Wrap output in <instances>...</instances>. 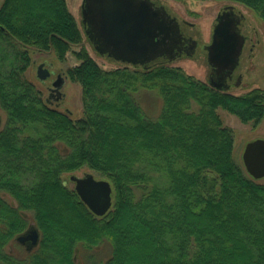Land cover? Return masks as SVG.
I'll use <instances>...</instances> for the list:
<instances>
[{
    "label": "trees",
    "instance_id": "1",
    "mask_svg": "<svg viewBox=\"0 0 264 264\" xmlns=\"http://www.w3.org/2000/svg\"><path fill=\"white\" fill-rule=\"evenodd\" d=\"M216 1L264 23V0ZM83 42L67 0L0 8V264H79L105 241L111 255L100 264H264V183L236 162L219 113L258 125L264 90H219L167 61L104 68ZM32 48L79 61L67 76L81 86V118L49 107L26 78ZM141 90L162 99L156 118L137 102ZM82 167L112 185L103 217L62 180ZM28 213L40 233L32 248L17 240Z\"/></svg>",
    "mask_w": 264,
    "mask_h": 264
},
{
    "label": "water",
    "instance_id": "2",
    "mask_svg": "<svg viewBox=\"0 0 264 264\" xmlns=\"http://www.w3.org/2000/svg\"><path fill=\"white\" fill-rule=\"evenodd\" d=\"M82 23L95 50L118 62L145 66L162 57L173 60L181 51L184 37L179 22L163 6L152 0H83ZM241 16L224 12L213 29L212 41L206 46L211 67L209 84L219 90H229L228 80L240 64L246 37L240 29ZM191 49L194 52L196 40ZM177 49V51H176ZM39 80L51 73L41 64ZM65 79L58 75L53 91L59 93ZM240 81L236 82L239 85ZM247 173L254 180L264 178V139L249 142L243 153ZM70 180L82 202L97 217L105 216L113 207V188L107 179H97L91 173L83 177L72 175ZM40 233L31 228L20 235L21 244L37 246Z\"/></svg>",
    "mask_w": 264,
    "mask_h": 264
},
{
    "label": "rangeland",
    "instance_id": "3",
    "mask_svg": "<svg viewBox=\"0 0 264 264\" xmlns=\"http://www.w3.org/2000/svg\"><path fill=\"white\" fill-rule=\"evenodd\" d=\"M156 5L163 6L167 12L182 24L185 32L196 40L198 47L196 52L190 56H181L174 58L172 61L167 60L172 66L182 67L188 74L195 76L205 81L209 80L211 67L207 60L206 45L212 41L215 18L218 12L224 6H231L235 9L236 14L241 16L240 29L246 37L245 47L240 59V64L234 74L238 75L240 80L239 85L231 82L230 91L236 94H244L253 87H259L264 90V23L251 10L243 5L231 1H216V0H152ZM4 0H0V8ZM70 11L76 17L80 28L84 32V42L89 53L97 60L104 68L114 67H129L132 65L118 62L106 55L99 54L85 33L82 23V3L83 0H67ZM183 20L190 23L183 24ZM74 49H80L74 47ZM31 65L26 72V78L34 82L40 90L44 102L51 108L58 109L62 112L69 113L72 118L79 119L83 116L82 89L80 84L73 82L68 76L69 68L79 64L73 53H69L65 61L59 60L56 53L41 52L36 49H31ZM164 59H158L157 62H163ZM154 63V62H153ZM44 64V68L48 69L51 76L47 80H39L37 76L38 67ZM57 75H62L65 79L63 87L59 94L52 92L53 83L57 80ZM235 81V80H234ZM54 94V95H53ZM135 98L140 106L150 118H156L162 109V99L156 92L141 90L136 93ZM219 113L223 122L230 126L235 133L234 143V158L241 168L247 172L243 163V153L246 145L256 139H264V118L258 124H244L237 116L229 113L226 110L219 109ZM6 112L0 107V131L6 123ZM91 173L97 179H105L102 175L88 167H82L76 171L66 173L62 176V180L68 188L74 189V183L70 180L72 175L83 177L85 174ZM247 174V173H246ZM259 183H264V178L257 180ZM12 201L11 197L6 198ZM29 220V228H35V223L32 219V214H27ZM24 233V234H25ZM22 235V234H21ZM31 248L29 244L28 247ZM17 250V249H16ZM111 245L107 241L92 251H81L79 264H100L105 262L111 255Z\"/></svg>",
    "mask_w": 264,
    "mask_h": 264
},
{
    "label": "flooded vegetation",
    "instance_id": "4",
    "mask_svg": "<svg viewBox=\"0 0 264 264\" xmlns=\"http://www.w3.org/2000/svg\"><path fill=\"white\" fill-rule=\"evenodd\" d=\"M224 12H228V13L234 14V16H238V14H236V11H235V9H234L233 7H231V6H224V7L218 12V14H217V16H216L214 26L216 25V21H217L218 16L221 15V14H223ZM239 16H240V15H239ZM241 21H242V20H241ZM178 22H179V21H178ZM184 23L190 25V23L187 22V21H185V20H183V24H184ZM179 24H180V27H181V32H182V35H183V37H184V40H183V43L180 45L181 51L178 52L177 49H176V51L178 52V54L175 56V58H178V57H181V56H186V55L191 57V56L196 52V49H197V47H198V43L196 44V47H195L194 52H193V50H192L191 47H190L191 45L194 44V43H193L192 36L188 35V34L185 32V30L182 28V24H181V23H179ZM160 59H164L163 61H167V60H169V58H168L167 60H165L166 57H162V58H160ZM169 61H172V60H169ZM57 77H58V75H57ZM238 78H239L238 75L233 74V75H232V78L228 80V83H231V82L236 83L237 81H240ZM234 80H235V81H234ZM52 92L54 93V91H52ZM55 93H56V92H55ZM57 94H59V93H57ZM53 95H54V94H53ZM0 123H1V121H0ZM29 244H30V242H27V243H25V244H23V245L26 246V247H28ZM30 245H31V244H30ZM31 248H32V246H31Z\"/></svg>",
    "mask_w": 264,
    "mask_h": 264
}]
</instances>
